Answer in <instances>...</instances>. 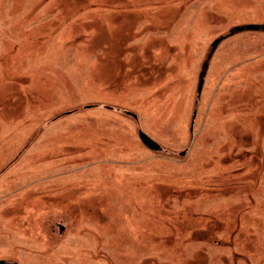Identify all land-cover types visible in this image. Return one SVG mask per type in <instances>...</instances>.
<instances>
[{
	"label": "rangeland",
	"instance_id": "obj_1",
	"mask_svg": "<svg viewBox=\"0 0 264 264\" xmlns=\"http://www.w3.org/2000/svg\"><path fill=\"white\" fill-rule=\"evenodd\" d=\"M246 25L264 0H0V260L264 264Z\"/></svg>",
	"mask_w": 264,
	"mask_h": 264
},
{
	"label": "water",
	"instance_id": "obj_2",
	"mask_svg": "<svg viewBox=\"0 0 264 264\" xmlns=\"http://www.w3.org/2000/svg\"><path fill=\"white\" fill-rule=\"evenodd\" d=\"M244 31H264V26L262 25H246V26H241V27H237L235 29H233L228 35L232 36L235 33H240V32H244ZM217 43H215L216 45ZM213 45V46H215ZM205 70V68H203ZM203 77H204V71L201 73L200 76V81H199V85H198V95L201 91L202 88V83H203ZM195 115V114H194ZM132 117L135 118V116L132 115ZM194 118V117H193ZM138 137L141 141V143L149 150L152 151H158L160 149L159 145L157 143H155L152 139H150L146 134H144L142 131L138 132ZM0 264H16V263H7L6 261L0 260Z\"/></svg>",
	"mask_w": 264,
	"mask_h": 264
}]
</instances>
